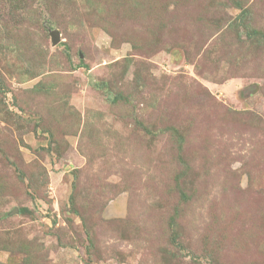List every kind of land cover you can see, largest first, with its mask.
<instances>
[{
  "label": "rangeland",
  "instance_id": "1",
  "mask_svg": "<svg viewBox=\"0 0 264 264\" xmlns=\"http://www.w3.org/2000/svg\"><path fill=\"white\" fill-rule=\"evenodd\" d=\"M0 264H264V0H0Z\"/></svg>",
  "mask_w": 264,
  "mask_h": 264
},
{
  "label": "water",
  "instance_id": "2",
  "mask_svg": "<svg viewBox=\"0 0 264 264\" xmlns=\"http://www.w3.org/2000/svg\"><path fill=\"white\" fill-rule=\"evenodd\" d=\"M54 36H55V38H56V37H58V34H56V35H54ZM53 41L55 42V40H54V39H53Z\"/></svg>",
  "mask_w": 264,
  "mask_h": 264
}]
</instances>
